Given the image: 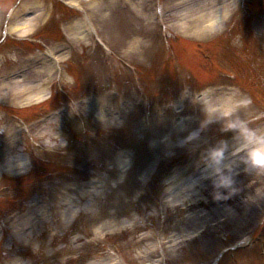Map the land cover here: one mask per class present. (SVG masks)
<instances>
[{
	"label": "rangeland",
	"instance_id": "rangeland-1",
	"mask_svg": "<svg viewBox=\"0 0 264 264\" xmlns=\"http://www.w3.org/2000/svg\"><path fill=\"white\" fill-rule=\"evenodd\" d=\"M0 5V80L25 74L0 86V260L264 264L257 248L230 255L264 239V171L244 163L251 145L239 129L225 131L232 122L264 136V0ZM89 19L106 47H93ZM55 46L60 80L45 66ZM38 82L42 92L22 97ZM61 103L45 123L28 122ZM221 141L239 192L216 201L206 157Z\"/></svg>",
	"mask_w": 264,
	"mask_h": 264
},
{
	"label": "clouds",
	"instance_id": "clouds-1",
	"mask_svg": "<svg viewBox=\"0 0 264 264\" xmlns=\"http://www.w3.org/2000/svg\"><path fill=\"white\" fill-rule=\"evenodd\" d=\"M239 129L245 140V146L251 145L247 151L244 163L250 165L252 169L264 171V136H257L254 133H249L241 124L229 122L225 125V131ZM228 149V144L221 141L218 146L211 148L206 160L208 167L213 169L211 175L215 177L213 180L214 191L212 193L213 199L216 201L228 200L239 192V189L234 187L235 181L232 176V166L223 165L225 154ZM241 151L240 148L236 152ZM236 153L234 152L233 155ZM227 168V174L224 171ZM223 190V191H222Z\"/></svg>",
	"mask_w": 264,
	"mask_h": 264
},
{
	"label": "bare ground",
	"instance_id": "bare-ground-1",
	"mask_svg": "<svg viewBox=\"0 0 264 264\" xmlns=\"http://www.w3.org/2000/svg\"><path fill=\"white\" fill-rule=\"evenodd\" d=\"M225 13L223 12V14L222 13H218V18L216 17V16H214L215 17V20L213 21V22H211L209 25H208V27L209 28H214V27H216V26H218L219 24H217L218 23V20L219 21H221L220 20V18H221V16H222V18L225 16L224 15ZM224 15V16H223ZM31 18V17H30ZM203 20V19H202ZM27 21H29V17L27 18V19H25V22H24V24H26L27 23ZM205 23V22H204ZM63 59V58H62ZM20 78H15V80L16 81H18ZM11 81V80H10ZM15 82V81H14ZM11 83H13V81L11 82ZM43 87H41V85L40 84H38L37 83V85H35L34 87H32V88H28L27 89V91L26 92H24L23 94H22V97H24V98H28L27 97V94H29V93H39V92H42L43 91ZM21 94V93H20ZM19 95V94H18Z\"/></svg>",
	"mask_w": 264,
	"mask_h": 264
}]
</instances>
